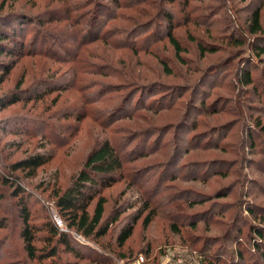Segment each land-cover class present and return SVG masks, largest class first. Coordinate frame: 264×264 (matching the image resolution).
I'll return each instance as SVG.
<instances>
[{
  "label": "rangeland",
  "instance_id": "rangeland-1",
  "mask_svg": "<svg viewBox=\"0 0 264 264\" xmlns=\"http://www.w3.org/2000/svg\"><path fill=\"white\" fill-rule=\"evenodd\" d=\"M133 1L0 0V14L14 12L6 21L31 17L26 49L43 54L17 57L0 85V97L34 87L43 93L0 107V222L6 225L0 228V264H139L143 253L156 264H209L211 256L213 264H264L237 243L251 226L264 225V63L257 53L250 60L256 51L248 32L259 7L264 27V0H145L131 6ZM97 2L103 12L89 25ZM163 8L173 16L180 55L167 38L164 16L152 21L150 36L146 29L137 39L148 14L155 17ZM5 63L10 61L0 56V76ZM246 69L255 85L243 88L238 78ZM15 118L39 125H16ZM106 138L134 154L125 164L126 178L102 193L103 222L123 213L120 219L98 241L74 233L82 244L79 255L60 247L54 258L30 259L20 236L21 197L39 230L35 246L48 253L55 241L46 240L45 223L67 228L55 194ZM129 138L133 148L124 150L121 142ZM43 151L53 158L35 175L11 169ZM5 175L17 182L6 184ZM150 212L153 221L145 227ZM141 214L132 238L119 248L124 225Z\"/></svg>",
  "mask_w": 264,
  "mask_h": 264
},
{
  "label": "trees",
  "instance_id": "trees-1",
  "mask_svg": "<svg viewBox=\"0 0 264 264\" xmlns=\"http://www.w3.org/2000/svg\"><path fill=\"white\" fill-rule=\"evenodd\" d=\"M137 1L139 2V4H141L145 0H135L131 2V6H133ZM169 1L175 2V0ZM146 3H150V0H147ZM186 4L189 3L187 2ZM94 6L95 7L93 11H95L96 15H94L88 20L89 25H94L95 23H97L98 17L102 14L100 13V15H98V11L103 12L101 8L104 5H102L101 2H97ZM166 12V8H163L162 10L159 9V11L158 9H156L155 17L154 14H148V16L150 17L148 21L149 25L145 26L143 29L138 30L137 39L141 38V36L145 32L144 30L146 29H148L149 31L144 36H150V30L153 25L152 21H154L156 18L161 20V18L164 16L163 20H165V22H168L167 38L169 39L170 44L175 49L176 54L180 55V53L183 52V49L179 41L173 35V30L175 28L173 16L170 13L166 14ZM12 13L14 12L9 11L0 14V56H6V58H8V60L10 61V63H5L3 65V75L0 76V85L6 81L7 76L15 67L17 57H20V59H22L24 57L29 56H43V54H40L41 56L36 54L37 49L29 48L33 50L29 52H27L28 49H26V36L29 34V31H27L28 21L31 19V17L27 15H21L16 16L15 21L12 19L6 21V15H10ZM248 32L251 34L249 44H251L254 50L256 51L255 53H251L249 58L250 60H252L253 55L257 57V53L259 59L262 60L263 64L264 58H262L261 56L264 55V46L261 45V43L264 42V27L261 22L260 7L257 8L251 15V22ZM39 36H41V33H39ZM151 37L155 38V33H153ZM151 37H147V41H150L152 39ZM137 39H134V42L137 43ZM241 44L246 45V42L242 41ZM33 45L36 46V42L33 43ZM202 50L205 52V49L203 47ZM253 74L254 73L252 69L242 70V75L238 78L239 85H241L243 88L255 85V79L253 77ZM21 86L22 83H19L18 87L21 88ZM39 90V88L36 89L35 87L27 91H20V89H17L5 96L0 97V107L4 108L8 104H13L18 100H24L22 99L23 97L42 98L43 93H40ZM66 116L70 117L67 114ZM22 118H15V124L22 125L26 123L27 125H39V123H36L35 120L25 121ZM74 118H76L77 122H80L83 117L79 115ZM47 125H49V128L51 130H61L60 127L54 124H49L46 122L45 126ZM72 130H74L73 127ZM248 135V139L252 138V133L248 132ZM133 140L134 139L129 138L127 139V141L121 142L125 148L124 150H127L128 147H131L130 150H132ZM117 144L118 143L114 142L109 138H106L104 141L100 142L96 146V148L92 150L83 168L73 177L71 183L65 188V190H63L62 192H57L55 194V209L57 210L60 219L63 221L67 228L66 230L61 229L57 227L54 223H52V221L49 223H45V228L47 229L48 233L46 240L55 241V245L48 253L43 252L42 249H37V247L35 246V241L37 240L39 230H37L35 227H33V225H31V212L28 207L29 205L25 200H23L24 197H21L23 199H20V201L18 202V214L22 220L20 236L23 240L25 250L30 259L44 260L47 258H54L59 254L60 247H65L68 252L79 255L80 251L78 249V245L82 246V244L75 237L74 233L84 238L98 241L108 234L112 224L118 222L121 214L123 213L116 215L109 223L103 222L107 201L105 197L102 196V193L107 188L126 178L125 164L129 162V158H134V154H131L129 150L124 153L120 148L117 147ZM52 158L53 154L50 151L35 152L29 155L28 157L24 158L23 160L13 164L11 169L13 171H26L29 176H33L39 168L48 164ZM14 181L15 180H13L11 175H5L4 182L6 184H14ZM15 186H17L18 191L21 190V193H24L25 189L22 187V185L15 184ZM95 201L96 204L93 213L91 214L89 210ZM149 208L150 207L145 208L144 211H147ZM247 211L249 215H256L257 218V212L255 209H251L248 207ZM152 214L154 215V213ZM152 214L150 212L147 217L143 220V225L145 227H148L153 221ZM141 218L142 214L139 216H135L134 221H129V223L124 225L123 230L119 233L117 237V244L119 248H123L124 245L130 240V238H132L137 221ZM259 218L263 220L262 218H264V215L261 214ZM5 227L6 225L0 222V228ZM193 227H196V225L193 224ZM229 232L230 231H228V233ZM239 240L240 241H237L239 248H245L246 252L253 256L255 254H259L262 261L264 262L263 224H256L251 226L250 232L247 235L246 239L244 240L241 237ZM226 251L230 252L227 248ZM199 252L200 254L204 255L206 251L203 249ZM143 254L146 258V264H156V257H151L150 255H148V253ZM98 255L99 257L102 256L101 254ZM131 257L132 256L126 258L128 263L131 261H135L138 256L136 255L133 258ZM241 258L243 259V256L241 257L240 255L239 259L241 260ZM205 261L209 262V264H213L212 261L214 260L211 256L208 257ZM214 263L220 264L217 260Z\"/></svg>",
  "mask_w": 264,
  "mask_h": 264
},
{
  "label": "built area",
  "instance_id": "built-area-1",
  "mask_svg": "<svg viewBox=\"0 0 264 264\" xmlns=\"http://www.w3.org/2000/svg\"><path fill=\"white\" fill-rule=\"evenodd\" d=\"M65 230V229H64ZM139 264H142V263H144L145 262V258H144V256L143 255H141L140 257H139ZM198 264H200V263H198Z\"/></svg>",
  "mask_w": 264,
  "mask_h": 264
}]
</instances>
